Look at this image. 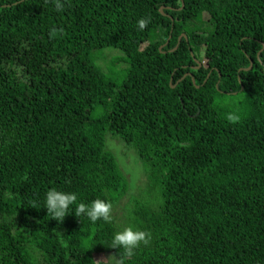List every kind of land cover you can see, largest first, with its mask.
<instances>
[{
  "label": "trees",
  "instance_id": "trees-1",
  "mask_svg": "<svg viewBox=\"0 0 264 264\" xmlns=\"http://www.w3.org/2000/svg\"><path fill=\"white\" fill-rule=\"evenodd\" d=\"M52 188L111 222L55 221ZM129 224L149 238L125 256ZM97 253L264 264V0H0V264Z\"/></svg>",
  "mask_w": 264,
  "mask_h": 264
},
{
  "label": "clouds",
  "instance_id": "clouds-1",
  "mask_svg": "<svg viewBox=\"0 0 264 264\" xmlns=\"http://www.w3.org/2000/svg\"><path fill=\"white\" fill-rule=\"evenodd\" d=\"M61 5H57L59 10ZM146 20L139 21V27L143 28ZM110 203L101 198H95L88 203L81 202L76 192L61 191L55 188L49 189L44 197V206L46 213L55 221L61 222L63 218L72 214L75 217L84 216L89 222L95 223L99 220L111 222ZM74 208V211H73ZM148 234L145 231L137 229L129 224L113 233L110 240V247L121 249L125 256L133 255L136 248L141 243H148Z\"/></svg>",
  "mask_w": 264,
  "mask_h": 264
},
{
  "label": "rangeland",
  "instance_id": "rangeland-1",
  "mask_svg": "<svg viewBox=\"0 0 264 264\" xmlns=\"http://www.w3.org/2000/svg\"><path fill=\"white\" fill-rule=\"evenodd\" d=\"M103 53H110V54H117L116 51L114 50H104ZM113 55V56H115ZM122 57V54L120 55ZM123 59V58H122ZM102 62V61H101ZM117 70H119V66H116V69H115V74L113 75V78L117 80V76H118V72ZM107 137L108 135L106 136V141H107ZM113 146V145H112ZM111 148V146H110ZM115 149H113V151L117 152V147H114ZM119 156V155H118ZM133 156L134 154L130 155V156H127V158H124V156L121 154V156L119 157V159L117 158V161H118V165L123 169V167L125 168L124 170L127 171V169H134L132 171H130L128 173V178L131 176V180H132V183L133 184H136L137 182H141L140 178H141V172L139 171V169L137 167H135V163L134 160H133ZM116 158V157H115ZM126 173V172H125ZM133 190L136 189V187H131ZM95 259L98 261V262H101V264H114V256L112 253H97L96 256H95Z\"/></svg>",
  "mask_w": 264,
  "mask_h": 264
}]
</instances>
